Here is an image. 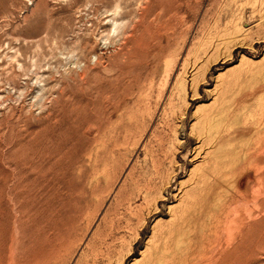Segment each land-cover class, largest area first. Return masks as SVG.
I'll use <instances>...</instances> for the list:
<instances>
[{"label": "rangeland", "instance_id": "rangeland-1", "mask_svg": "<svg viewBox=\"0 0 264 264\" xmlns=\"http://www.w3.org/2000/svg\"><path fill=\"white\" fill-rule=\"evenodd\" d=\"M41 131L17 263L264 264V0H0V171Z\"/></svg>", "mask_w": 264, "mask_h": 264}, {"label": "bare ground", "instance_id": "bare-ground-1", "mask_svg": "<svg viewBox=\"0 0 264 264\" xmlns=\"http://www.w3.org/2000/svg\"><path fill=\"white\" fill-rule=\"evenodd\" d=\"M87 107H88L87 103L86 104L81 103V104L76 105V106L72 105L71 110H72V112H74L76 114L77 117H80V115L85 113ZM71 110H70V112H71ZM102 114H103V112H102ZM217 117L215 120L218 119ZM220 119H221V116H220ZM221 121H222V119H221ZM243 138H245V137H243ZM36 142H37V144L34 147V149L32 150L31 156H25L24 158L18 159V161L14 164L16 167L15 169L12 168V169H8L7 171H5V170L0 171V264H19V263H17L15 254L13 253V251H11V248H12L11 243H16V246L20 247V244L22 242L21 239H22L23 235L26 234V231L28 229L30 230V233L33 234L32 236L36 235V233H34V231L32 230L31 227L35 226L37 224V206L41 200L42 191L47 188V186L49 185V183H48L49 177L51 175H53L54 173H56V171H57L56 168L58 165H60L59 164L60 159H57V157H56L57 153L60 152L59 151L60 145L57 144V140L54 137V135H51L49 133V131L48 132L47 131H41L39 133V136H38V139L36 140ZM249 145L250 144H248V146ZM252 149H253V147H252ZM254 149H255V147H254ZM236 150H238V149H236ZM254 151H256V150H254ZM234 154H235V152H234ZM256 156H255V159H253L252 164H250L251 166H254V167L258 166L257 163H258V161H260V159L258 158V156L257 157ZM248 158L246 155L243 156V160L245 161V163L249 164ZM250 159L251 158H249V160ZM234 164H236V163H234ZM224 165H225V163H224ZM218 166H217V169H218ZM217 172L218 171H216V173ZM219 172H220V170H219ZM240 172H241V170H240ZM217 176H219V175H217ZM238 178H239V181L238 180L237 181L234 180V181L238 182L237 184L239 186H241L242 184L245 183V179H246L245 174H243L242 176H239ZM217 180H219V178ZM260 180L262 181V177ZM219 183H220V180H219ZM260 187H262L264 189V177H263V181L261 182ZM240 188H242V187H240ZM263 189L261 191H264ZM236 195H237V193H236ZM239 198H241L242 202L239 201L240 205H239V203H237L238 204L237 208H239V210L237 209V211H239L240 213L238 212L239 215L236 214V215H238L237 218L235 219V221L237 223L235 222L236 226L234 224H233L234 226L231 224L232 228L233 227L235 228V229L233 228L231 230L232 231L236 230L240 234L241 232H243L242 230H243L244 226L246 228V226H250V225L245 224L246 221H245L244 217L247 218V215L243 216L244 214L243 215L241 214V212H242L241 209H242L243 204L246 201V196H245V194H240ZM230 200H231V198H230ZM231 210H233V208H231ZM231 210H229V211H231ZM246 213H247V211H246ZM234 216H235V214H234ZM230 219H231V217H230ZM245 228H244V230H246ZM227 229H228V227H227ZM228 232H230V231H228ZM234 234L235 233L233 232L232 235H234ZM235 235H238V234H235ZM235 235H234V237H235ZM11 236H13V241H10Z\"/></svg>", "mask_w": 264, "mask_h": 264}]
</instances>
